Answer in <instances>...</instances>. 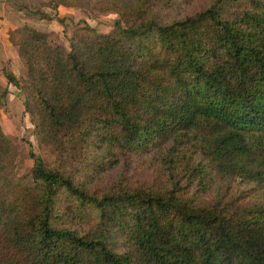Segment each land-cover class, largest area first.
Wrapping results in <instances>:
<instances>
[{
	"label": "trees",
	"instance_id": "trees-1",
	"mask_svg": "<svg viewBox=\"0 0 264 264\" xmlns=\"http://www.w3.org/2000/svg\"><path fill=\"white\" fill-rule=\"evenodd\" d=\"M82 1L118 13L115 29L86 24L69 50L28 25L8 33L59 159L32 153L34 185L15 178L0 125V264H264V0L171 20L180 0ZM128 156L153 176L92 191ZM216 177L261 198L210 201Z\"/></svg>",
	"mask_w": 264,
	"mask_h": 264
},
{
	"label": "rangeland",
	"instance_id": "rangeland-1",
	"mask_svg": "<svg viewBox=\"0 0 264 264\" xmlns=\"http://www.w3.org/2000/svg\"><path fill=\"white\" fill-rule=\"evenodd\" d=\"M209 3L210 0H180L175 7L165 14L164 20L179 18L202 10ZM90 4L92 3H86L82 0L75 1L74 6H57L53 0H0V24H3L1 20L5 18L4 8L10 6L12 8H9V11H13L16 16H19L18 18L25 20V22L27 20L32 21V19L41 20L39 28L50 32L57 43L69 50L73 38L86 24L95 28L99 33H108L115 29L119 14L112 11H103ZM43 15L50 17V19L44 18ZM21 22L25 23L24 21L10 22V28H16L15 25ZM5 71L15 74L18 85L8 82ZM27 77V66L23 57L19 54L18 48L11 42L7 43L6 40L0 41V94H5L0 101V125L7 138L5 140L6 146L3 145L5 148L2 153L5 157H9L12 160L8 164H10V171L14 177H25L28 184L34 185L32 169L35 158L32 153L37 157H41L48 166H51L59 158L56 152L41 141L40 134L36 128V117L27 108V100H29V96L34 89ZM100 152L98 151L96 155L100 154ZM91 155L89 154L88 157ZM130 157L132 159H129ZM67 161H72V159L68 157L63 160V162ZM152 164L148 167L146 162L144 166L136 156L123 158L109 169L107 173H95L92 175L94 176L92 179L94 184L91 183L92 191L100 193L103 187H113L121 179H124V182H130L143 179L147 175L153 176L156 170ZM70 169L69 171L73 172ZM212 185L210 201L214 200L218 191L225 195L227 199L232 196H238L237 202L242 204L250 203L252 198L254 200L261 198L253 184L239 179L234 182H228L216 177Z\"/></svg>",
	"mask_w": 264,
	"mask_h": 264
},
{
	"label": "crops",
	"instance_id": "crops-1",
	"mask_svg": "<svg viewBox=\"0 0 264 264\" xmlns=\"http://www.w3.org/2000/svg\"><path fill=\"white\" fill-rule=\"evenodd\" d=\"M9 8H12V7L7 6V8L6 7L4 8L5 9V15H4L5 18L3 20H1V23H3V24H0V30H1L0 41H5L6 40L7 43H10L8 31L11 29L10 25H11L12 21H24L25 22V20H23L21 18H18L19 16H16V14H14L13 11L12 12L9 11ZM6 22H7V24H6ZM25 24H28V25H31L33 27L39 28L40 24H41V20H39V21H36V19H32V21L31 20H27L25 23L21 22L18 25H15V26L19 27V26H23ZM12 28H14V27H12Z\"/></svg>",
	"mask_w": 264,
	"mask_h": 264
}]
</instances>
